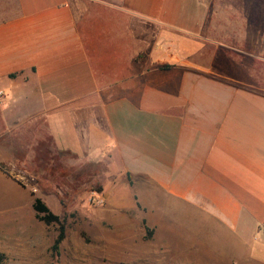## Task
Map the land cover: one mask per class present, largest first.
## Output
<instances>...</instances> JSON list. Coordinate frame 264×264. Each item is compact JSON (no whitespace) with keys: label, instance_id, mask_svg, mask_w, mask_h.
<instances>
[{"label":"crops","instance_id":"crops-1","mask_svg":"<svg viewBox=\"0 0 264 264\" xmlns=\"http://www.w3.org/2000/svg\"><path fill=\"white\" fill-rule=\"evenodd\" d=\"M44 149L93 160L110 154L120 170L142 176L146 213L135 203L128 214L142 222L135 239L146 250L143 262H152V244L171 242L181 259L184 241L212 252L216 244L236 245L241 257L259 259L262 0H0V251L6 255L4 228L8 212L22 217V189L5 171L22 172L26 164L32 170ZM128 193L114 198L129 203ZM152 203L160 217L170 219L173 210L171 238L162 239ZM55 239L51 245L47 239L40 262H51L46 247ZM67 239L64 232L60 264L71 262L68 248L77 256L78 245ZM14 240L17 257L22 235Z\"/></svg>","mask_w":264,"mask_h":264},{"label":"rangeland","instance_id":"rangeland-1","mask_svg":"<svg viewBox=\"0 0 264 264\" xmlns=\"http://www.w3.org/2000/svg\"><path fill=\"white\" fill-rule=\"evenodd\" d=\"M264 3V0H262ZM39 154L38 162L26 164L27 169L22 172L7 167L6 174L22 189V217L14 219L8 212V224L4 228L7 233V246L11 251H0V264H60L59 256L51 262H40L41 249L47 243L51 245V238H56L59 225H46L38 221L33 213V202L39 198L49 210L56 215L64 225L67 243H76L78 249L75 258L70 248L66 255L71 262L63 264H240V262H264V254L259 259L241 257L237 246L224 248L216 244L215 251L200 250L198 242L194 245L183 243V251L178 257L175 245L160 243L151 245L152 262H143L142 241L138 242L137 232L142 228L141 219L129 216V205L137 204L143 209V178L141 175H130L119 169L120 165L109 154L100 159H89L88 156L70 153H51L43 150ZM129 183V186H128ZM125 184V185H124ZM19 186L12 189L13 196L20 195ZM129 193H128V192ZM128 193L131 201L114 198ZM112 198V202L107 198ZM136 201V202H134ZM138 201L140 203H138ZM148 207H149V203ZM18 205V204H17ZM128 205V206H127ZM153 205V206H152ZM152 214H156L154 222L163 228L162 239L174 235V213L170 219L156 213L158 203H152ZM164 205L163 203L161 204ZM154 207V208H153ZM14 204L8 203V210H13ZM156 209V212L153 210ZM144 210V209H143ZM146 213V209L144 210ZM162 212V211H161ZM162 215V214H161ZM155 228V227H154ZM147 231V230H146ZM154 229L151 228L152 237ZM22 235L21 249L14 255L16 244L14 237ZM39 236V243L37 237ZM185 237V236H184ZM1 239V237H0ZM257 243H264L258 234L254 236ZM188 246V250L184 248ZM264 246V244H262ZM193 247V248H192ZM50 246L46 247V254L50 253ZM235 248V249H233ZM10 253H12L10 255ZM39 253V254H38ZM71 255V256H70ZM178 258V259H177Z\"/></svg>","mask_w":264,"mask_h":264},{"label":"trees","instance_id":"trees-1","mask_svg":"<svg viewBox=\"0 0 264 264\" xmlns=\"http://www.w3.org/2000/svg\"><path fill=\"white\" fill-rule=\"evenodd\" d=\"M32 208L35 213V218L38 221L43 222L46 225H50V224L59 225L58 234L51 247L52 260H56L59 256V248H58L59 244L64 239V232H65L64 225L60 221V219L56 215H54L39 198L34 199Z\"/></svg>","mask_w":264,"mask_h":264}]
</instances>
